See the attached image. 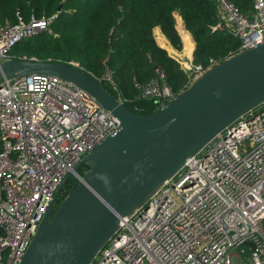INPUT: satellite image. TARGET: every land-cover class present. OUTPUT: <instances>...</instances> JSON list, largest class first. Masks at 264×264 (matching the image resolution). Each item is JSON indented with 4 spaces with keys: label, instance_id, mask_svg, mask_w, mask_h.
I'll return each mask as SVG.
<instances>
[{
    "label": "built area",
    "instance_id": "obj_1",
    "mask_svg": "<svg viewBox=\"0 0 264 264\" xmlns=\"http://www.w3.org/2000/svg\"><path fill=\"white\" fill-rule=\"evenodd\" d=\"M214 1L220 20L213 29L227 25L239 51L263 40L264 0H254L250 14ZM17 15L16 24L0 27V62L18 42L51 32L58 16L26 22ZM179 61L191 82L216 63ZM137 88L159 107L177 95L163 69ZM118 127L94 97L60 77L32 74L0 86V264H19L61 183L79 177L82 158ZM91 264H264V103L122 218Z\"/></svg>",
    "mask_w": 264,
    "mask_h": 264
},
{
    "label": "water",
    "instance_id": "obj_2",
    "mask_svg": "<svg viewBox=\"0 0 264 264\" xmlns=\"http://www.w3.org/2000/svg\"><path fill=\"white\" fill-rule=\"evenodd\" d=\"M32 74L79 86L119 120L118 129L82 158L77 170L89 169L56 206L70 177L61 183L19 262L91 264L122 218L146 205L227 126L264 103V38L216 62L148 115L130 110L101 80L71 62L25 57L0 62V86Z\"/></svg>",
    "mask_w": 264,
    "mask_h": 264
},
{
    "label": "trees",
    "instance_id": "obj_3",
    "mask_svg": "<svg viewBox=\"0 0 264 264\" xmlns=\"http://www.w3.org/2000/svg\"><path fill=\"white\" fill-rule=\"evenodd\" d=\"M230 1L243 14L255 10L254 0ZM17 13L26 22L33 17L58 16L51 32L18 42L8 58L76 62L101 80L115 97L120 93L126 106L141 115L159 108L152 99L140 97L137 88V84L153 78L157 69L164 70L167 83L177 94L191 83V76L178 60L157 43L155 27H160L175 49L182 50L183 41L176 27L178 13L195 40L193 62L204 67L211 59L219 62L230 57L240 46L239 38L227 25L213 29L220 20L214 0H0V27L16 24ZM158 39L165 42L164 37ZM184 40L191 56V38L184 34ZM88 169L84 165L78 174L83 176ZM78 182L76 176L67 181L56 206Z\"/></svg>",
    "mask_w": 264,
    "mask_h": 264
},
{
    "label": "crops",
    "instance_id": "obj_4",
    "mask_svg": "<svg viewBox=\"0 0 264 264\" xmlns=\"http://www.w3.org/2000/svg\"><path fill=\"white\" fill-rule=\"evenodd\" d=\"M176 19H177V29L181 35V38H182V41H183V49L182 50H177L175 49L172 44L170 43V41L168 40V38L164 35V33L161 31L160 27H155L154 30H153V34L155 36V39L157 41V43L165 48L169 55H171L172 57H174L176 60H178V62L180 63V59L183 60V62L185 61H189V60H192L193 61V54H194V50H195V40L192 36V34L186 29L185 25H184V22H183V19L182 17L177 13L176 14ZM184 34H188L191 38V41H192V55L189 56V54L187 53V50H186V46H185V40H184ZM160 37H164V43H161L160 40L158 38ZM172 51V52H171ZM177 57L179 59H177Z\"/></svg>",
    "mask_w": 264,
    "mask_h": 264
},
{
    "label": "flooded vegetation",
    "instance_id": "obj_5",
    "mask_svg": "<svg viewBox=\"0 0 264 264\" xmlns=\"http://www.w3.org/2000/svg\"><path fill=\"white\" fill-rule=\"evenodd\" d=\"M59 198H60V194H59V196H58V198H57L56 204L58 203Z\"/></svg>",
    "mask_w": 264,
    "mask_h": 264
},
{
    "label": "rangeland",
    "instance_id": "obj_6",
    "mask_svg": "<svg viewBox=\"0 0 264 264\" xmlns=\"http://www.w3.org/2000/svg\"><path fill=\"white\" fill-rule=\"evenodd\" d=\"M177 59H179L178 57H177ZM84 169L86 170V167H84ZM73 178V176H71V179Z\"/></svg>",
    "mask_w": 264,
    "mask_h": 264
},
{
    "label": "bare ground",
    "instance_id": "obj_7",
    "mask_svg": "<svg viewBox=\"0 0 264 264\" xmlns=\"http://www.w3.org/2000/svg\"><path fill=\"white\" fill-rule=\"evenodd\" d=\"M189 54V53H188ZM189 56H190V54H189Z\"/></svg>",
    "mask_w": 264,
    "mask_h": 264
}]
</instances>
